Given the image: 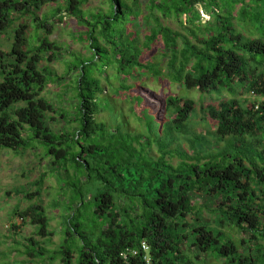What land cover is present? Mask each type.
Instances as JSON below:
<instances>
[{
  "label": "trees",
  "instance_id": "obj_1",
  "mask_svg": "<svg viewBox=\"0 0 264 264\" xmlns=\"http://www.w3.org/2000/svg\"><path fill=\"white\" fill-rule=\"evenodd\" d=\"M90 1L0 0V34L13 32L0 49V153L42 149L64 236L54 250L36 239L54 231L34 203L20 216L35 236L18 252L34 264H264V103L237 97H264V0H101L85 10ZM62 11L91 55L66 62L73 97L57 109L44 93L64 78L52 69L63 48L49 19ZM161 80L179 92L155 100L145 86ZM106 88L128 101L138 128L122 109L120 122L98 119L116 111ZM184 91L223 97L201 107L205 132ZM59 119L66 126L54 129Z\"/></svg>",
  "mask_w": 264,
  "mask_h": 264
},
{
  "label": "rangeland",
  "instance_id": "obj_2",
  "mask_svg": "<svg viewBox=\"0 0 264 264\" xmlns=\"http://www.w3.org/2000/svg\"><path fill=\"white\" fill-rule=\"evenodd\" d=\"M101 5V0H91L89 4L84 6L85 10H91ZM58 7L57 4H50L43 8L39 13L41 19L43 15L52 17V12ZM202 19L208 20L210 17L199 6ZM63 17L62 21L59 19ZM50 22L54 24V33L50 36V40L57 42L63 48V53L60 57V61L52 64V69L60 76L66 71V62L73 59L77 54L90 56L91 53L88 50V44L81 40V33L84 32L82 28L74 24L71 16L67 12L62 11L60 14L53 18H49ZM31 20L28 19V22ZM33 34V29H31ZM40 34L43 32L40 31ZM13 32L10 29L4 34H0V49L10 50L13 40ZM155 55H160L159 50H155ZM155 56V57H156ZM154 57V55H153ZM157 59V58H156ZM154 58V60H156ZM61 81L53 82L49 85L44 93V96L59 107H69L70 99L73 97L72 92L64 94L63 89L70 81L74 79V75H64ZM118 82L115 81L117 86ZM107 95L109 96L108 103L116 111H112L109 107L108 110L97 116L98 119L108 121L113 124L115 118L120 122L122 116L119 112L120 109L125 113V122L129 121L128 127L134 129L138 128L139 124L134 117L130 115V104L121 95L115 94L112 90L106 88ZM145 91L153 92V98L155 100H161L165 95L173 92H179L178 85L166 84L165 80L160 82L148 84L145 86ZM185 92V96L194 99L197 102L198 115L196 117V128L198 131L205 132L210 126L211 120L206 118L202 113L201 107L207 106L212 103H218L223 97H217L216 95H201L198 91ZM237 97L243 102L246 107L251 106L257 101H262L263 96L255 98L251 92L246 89H238ZM228 97V94H224ZM63 96V97H61ZM106 104V103H105ZM128 113V114H127ZM54 129L65 127L66 124L59 119L58 122L52 124ZM216 124L213 126L215 127ZM186 147V145H184ZM0 153V264L7 261L9 264H34L29 260V257L22 255L17 249L21 251L25 249V245L28 243L27 239L35 236L36 228L30 223V219H23L20 213L24 212L28 207L34 203H38L46 208L48 215L51 217V230L54 231V235L50 238L36 237L37 240L42 242L43 246L48 249L54 250L62 243L64 236L62 234L63 224L61 218V208H55L53 201L58 195L57 179L49 172L48 160L44 158L42 149L27 150L25 153L16 154L11 149H4ZM43 174H46L42 192L40 195L33 196L34 198L27 197L28 193H34L38 190L37 186H34V182L39 180ZM21 192V194H19ZM195 199L199 203L205 201V197L196 195ZM78 257V255H77Z\"/></svg>",
  "mask_w": 264,
  "mask_h": 264
},
{
  "label": "built area",
  "instance_id": "obj_3",
  "mask_svg": "<svg viewBox=\"0 0 264 264\" xmlns=\"http://www.w3.org/2000/svg\"><path fill=\"white\" fill-rule=\"evenodd\" d=\"M251 94H252V96H254L255 98L258 97V94H257V92H256L255 90L251 91ZM262 103H264V98H263L262 101H257V102H255L256 108L259 109ZM143 248H144L145 251H148V250H149V246H148L146 243H143ZM134 253H136V251H134ZM147 259H148V258H147ZM147 261L149 262V259H148Z\"/></svg>",
  "mask_w": 264,
  "mask_h": 264
}]
</instances>
